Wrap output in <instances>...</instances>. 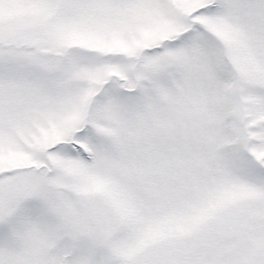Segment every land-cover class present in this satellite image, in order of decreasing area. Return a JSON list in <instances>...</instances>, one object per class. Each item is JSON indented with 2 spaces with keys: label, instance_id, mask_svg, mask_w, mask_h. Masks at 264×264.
<instances>
[{
  "label": "snow or ice",
  "instance_id": "1",
  "mask_svg": "<svg viewBox=\"0 0 264 264\" xmlns=\"http://www.w3.org/2000/svg\"><path fill=\"white\" fill-rule=\"evenodd\" d=\"M0 264H264V0H0Z\"/></svg>",
  "mask_w": 264,
  "mask_h": 264
}]
</instances>
